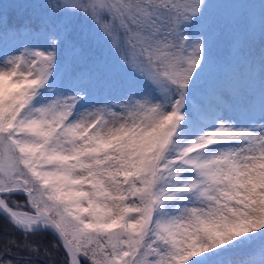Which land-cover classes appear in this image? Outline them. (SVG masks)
Here are the masks:
<instances>
[{
	"label": "snow or ice",
	"instance_id": "1",
	"mask_svg": "<svg viewBox=\"0 0 264 264\" xmlns=\"http://www.w3.org/2000/svg\"><path fill=\"white\" fill-rule=\"evenodd\" d=\"M0 264H264V0H0Z\"/></svg>",
	"mask_w": 264,
	"mask_h": 264
}]
</instances>
